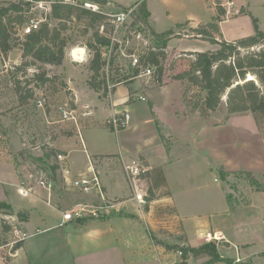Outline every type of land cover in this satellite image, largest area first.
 <instances>
[{"label":"rangeland","instance_id":"1","mask_svg":"<svg viewBox=\"0 0 264 264\" xmlns=\"http://www.w3.org/2000/svg\"><path fill=\"white\" fill-rule=\"evenodd\" d=\"M98 1H106V4L71 0L72 4H82L86 9L85 3L94 4L97 6L96 12L108 16L130 15L119 29L115 28L109 34L111 46L106 71L111 70L117 80L130 77V82L117 84L116 88L120 85L123 87L119 88L112 102L110 98H100L87 84L93 52L85 45L94 33L88 20L70 24L71 30L67 33L70 45L62 66H40L42 70L34 66L25 67V63L31 60L23 58L20 48L14 49L8 58H0V202L10 206L0 208V221L12 216L15 221L12 224L23 230L27 227L24 225L26 220L33 222L28 227L29 231L43 230L27 239L13 264L180 262L182 245L200 247L208 242L206 237L196 241L194 229L189 231V242L187 234L181 231L182 226H175L179 232L166 226L165 214H172V208L165 204V199L170 195L168 188L160 187L156 178V173L161 171L184 218L197 216L209 222L213 230L225 234L226 240L216 244L221 257L231 262L241 255L253 264H264V118L258 121L251 112L228 115L227 96L223 98L220 109L203 117L193 108L194 103L201 101L202 92L173 78L183 71L199 69L201 56H207L211 65L228 56L227 52H221L223 54L219 56L221 46L204 37L197 38L192 29L217 22L221 33L214 34L217 40L232 43L255 34V18L264 32V0H219L225 5L226 15H220L217 8L213 9L210 0H147L155 31L176 32L166 48V70L162 82H158L155 72L150 77L141 75L144 67L140 68L139 76H133L135 68L131 64L132 57L135 55L140 59L149 49L155 48L150 34L133 24L131 12L141 0ZM233 2L235 8L230 10L233 8L228 3ZM7 3L0 1V7H5ZM27 6L29 13L26 16L32 15L41 23L49 21L52 8L48 5L44 9ZM27 6H24L25 9ZM120 7L128 8L130 12H123ZM190 17L201 22L192 23L188 20ZM103 23L105 25V21ZM103 23L101 26L97 24L101 35H104ZM180 23L183 28L178 29ZM29 25L28 22L17 25V37L23 39V30ZM115 45H118V50L113 59L111 51ZM258 47L256 52L263 51L264 41ZM107 49L104 48L105 55ZM75 52L83 61L75 59ZM249 53H252L251 49L242 50V55ZM43 71L48 73L51 81L36 86L34 75ZM247 79H255L264 95V85L257 76L250 74ZM135 82L144 100L140 99L138 105L128 108L130 120L126 129L123 132L113 131L108 126L112 118H108V114L125 102V87ZM75 91L79 97L78 103H75ZM30 94L32 98L24 102L20 100L21 95ZM135 94L131 92L130 101L136 98ZM149 101L155 104L152 109L154 113H151ZM84 105L95 112L94 117L89 119V115H84ZM70 107L77 110L78 125L63 120L62 110ZM92 118L94 124L88 123L87 120ZM91 125L93 127L88 130L82 129ZM71 137L74 139L69 141ZM64 142H67L64 148L70 153L72 172L82 165L86 167L88 157L94 162L92 156L98 154L102 156V159H97L100 163L95 164L99 174L122 179L116 187L111 186L112 190L116 189L118 193V187L126 185L132 191L106 200L105 205L109 209L107 212L101 211L100 217L73 221L77 227L84 222L118 217L111 215L114 211L131 218H116L117 222H113L112 227L107 223L104 237L83 235L89 231L80 234L68 232L48 219L41 221L43 215L46 218L44 205H59L61 198L56 195L65 190L61 186L63 172L57 160L58 155L63 153L61 148ZM51 150L56 151L55 157L50 155ZM134 161L140 163L145 171L139 180L146 181L131 183L135 189L133 191L126 167ZM147 165L155 169L153 176V172L147 173ZM48 179L56 182L53 190L56 188L57 193L52 190L54 196L51 202L47 201V192L39 184ZM137 192L144 203L136 199ZM67 196L74 197L75 202L81 204L98 199L95 192H78ZM70 201L65 197L64 207L70 206L73 202ZM150 207H153L152 214ZM140 230L146 234L143 252L138 249V237H142L138 233ZM9 240V234L3 229L1 241ZM211 261L206 255H201L191 257L188 264L230 263Z\"/></svg>","mask_w":264,"mask_h":264},{"label":"trees","instance_id":"2","mask_svg":"<svg viewBox=\"0 0 264 264\" xmlns=\"http://www.w3.org/2000/svg\"><path fill=\"white\" fill-rule=\"evenodd\" d=\"M92 1L98 4L101 3L98 0ZM101 4L105 5L106 1ZM24 6H27V4L8 2L5 7H0V58L6 59L14 49L20 48L23 52V58L31 60V62L25 63V67L34 66L42 70L40 66H62L66 49L70 45V38L67 35L71 30L70 24L75 23L74 21L80 23L85 19L90 22L89 27L94 31L92 39L85 45L87 49L93 52V58L88 67L90 73L87 81L88 86L100 94L101 98L107 99L109 98L110 86H112L111 92L114 93L117 84L125 81L130 82L128 80L130 77H121L117 80L112 76L111 70L106 71L107 56H105L104 48H108V53L111 46L109 34L115 29L112 16L86 9L82 4L55 2L51 6L52 11L49 21H43L34 32L24 34L23 39H20V37H17L16 26L21 25L23 22L31 23L33 19H36L32 15L26 16L29 9L28 6L26 9ZM120 9L126 13L130 12V9L125 7H120ZM218 12L220 15H226L225 9L221 7L218 8ZM241 13L244 14V11ZM131 17L134 26L139 25L150 34L155 46V48L149 49L140 57L138 68H133V76H139L141 66L150 67L154 69L158 82H162L166 70L164 65L167 58L166 48L176 32L173 30L155 31L150 23L151 12L147 0H141L135 5ZM102 23L104 35L100 34V27L97 25L100 24L101 26ZM253 23L255 28L253 36L232 43L217 40L215 35H221L217 22L210 23L207 27L199 26L192 29L197 38L204 37L213 44L220 45L221 49H219L218 55L222 56L223 53L221 52H227V58L229 59H221L220 62L211 65V61L207 56H201L200 62L202 65L199 66V69L183 71L173 77L174 80L185 83L187 86L191 85L202 92L201 101L194 103L193 108L194 111H199L203 117H208L210 113L220 109L223 98L227 96L226 109L228 115L251 112L258 121L264 118V95L261 88L256 84L255 79H247L248 75H255L260 83L264 85V50L252 51V53L242 55V50L258 47L264 41V32L260 30L258 19L254 18ZM177 28H183L182 23L178 24ZM117 50L118 45H115L112 55ZM113 59H115V55ZM34 76L36 86L45 85L51 81L46 71ZM28 98H32V95H21L20 100L24 102ZM121 118L119 116V119ZM108 126L115 131L113 126ZM125 128V125L120 124L118 130L122 131ZM167 151L170 152L169 146H167ZM55 154V150L50 151L51 156L55 157ZM62 154L67 155L64 152ZM58 168L57 165L56 169ZM9 207V205L0 202V208ZM113 214L118 217H129L127 214L121 215L117 211L111 213V215ZM9 229L10 227L6 225L4 232H8ZM22 245L23 243L17 245L16 250H19ZM181 249L182 259L175 264H188L191 257L197 258L201 255H206L214 263L230 262L229 259L221 257L215 243H207L200 247H189V245L184 244Z\"/></svg>","mask_w":264,"mask_h":264},{"label":"built area","instance_id":"3","mask_svg":"<svg viewBox=\"0 0 264 264\" xmlns=\"http://www.w3.org/2000/svg\"><path fill=\"white\" fill-rule=\"evenodd\" d=\"M0 1H5V2H15V3H26L27 5H32L34 8H41L44 9L45 5H48L51 9V6L53 3L57 1L53 0H0ZM58 2H63V3H73L71 0H60ZM211 5L214 7L213 9H218V8H223L225 9V5H223L219 0H210ZM230 6H232L230 10H234L235 8V3H228ZM85 6L88 9H93L94 11H97L96 5L91 4V3H85ZM96 9V10H95ZM226 11V9H225ZM130 17L129 14H121L117 15L114 18L113 23L115 24V28H118L122 25V23L125 21L126 18ZM43 22V21H42ZM41 21H38L36 19H33L28 26V28L24 31V34H31L34 32L40 25ZM116 29V32L118 31ZM261 47V46H260ZM260 47H253L251 48L252 51H255L256 48ZM112 52V51H111ZM107 58L110 56L109 51L107 53ZM78 61H83L82 59ZM132 66L134 68H138L140 64V59L137 58L135 55L132 57ZM142 67V66H141ZM154 74V70L150 67H144V70L141 75L145 77H150ZM110 92L109 96L112 95L111 89L112 86L109 87ZM139 99L144 100L143 97H140ZM88 115V114H86ZM62 116L63 120L68 121V122H74L78 125V116H77V110L74 109L73 107H70L68 109H63L62 110ZM119 116L122 118L119 119ZM130 120V115L128 113L122 114V115H117L111 118L108 122L109 125L113 126L116 131H119V125L123 124L125 127L127 126L128 122ZM89 158V166L87 167V171L84 174H81L79 177H77L74 180H70V174L71 171L68 167V157L65 154H59L58 155V162H59V167H61V171L63 172V177L65 178V181L71 186L79 190L83 193L89 194L92 192H95L99 197L102 199L103 203L100 206L94 205V204H79L76 205V207L71 210L67 211L65 214H63V222L64 223H69L71 221H74L75 219L77 220H82L87 217H93V218H98L100 217V212L101 211H108V207L105 205L106 204V197L104 194V189H103V184L102 180L100 177L99 172L95 169V162ZM126 171L128 172V176L130 178V181L132 184H136L139 177L145 172L143 170L142 165L140 163L134 161L132 165H128L126 167ZM41 187H43L45 190L52 192L54 188L55 182L52 179L48 180H42L39 183ZM136 199L140 201V203H144L142 201L141 195L136 196ZM14 218L12 216L7 217L4 219L2 222L0 221V264H9L10 261L14 258L17 257L18 250H16V246L19 245L20 243H24L27 238L29 237V233L20 228L18 225H13L12 223L15 222L13 220ZM8 225L10 227L9 231L7 234H9L11 240L4 242L2 240V235H3V229L4 227ZM4 226V227H3ZM36 233H41L40 230L36 231ZM201 238L206 237L205 239L207 240L208 243H215L219 244V242H222L224 239L226 240L225 234L222 232H206V233H201L200 234ZM229 242V241H227ZM238 250V249H237ZM180 254H182L180 252ZM252 262L249 259H246V257H242L241 255H238L236 258H233L230 263L228 264H251ZM253 264V263H252Z\"/></svg>","mask_w":264,"mask_h":264},{"label":"crops","instance_id":"4","mask_svg":"<svg viewBox=\"0 0 264 264\" xmlns=\"http://www.w3.org/2000/svg\"><path fill=\"white\" fill-rule=\"evenodd\" d=\"M148 8H149V6H148ZM149 11L151 12V19H150V23H152V26H153V28L154 29H156L155 28V24H154V21H153V14H152V11L150 10V8H149ZM189 21H191L192 23L193 22H195L196 24L197 23H200L201 21L200 20H197V19H195V18H193V17H190L189 19H188ZM157 31V30H156ZM158 32V31H157ZM65 63V62H64ZM131 84V83H130ZM121 87H123V86H121L120 85V87H117L116 88V91L114 92V94L113 95H111L109 98H110V100H111V102H112V99L114 98V97H116L117 96V94H118V91H119V88H121ZM132 91H134V92H136V98L134 97V99H133V101H130V94H131V92ZM124 93H125V102L123 103V104H119V106H116L117 108H113V109H111V112L108 114V118H113L114 116H117V115H122V114H126V113H129L127 110H128V108L130 107V106H134V105H138V100H140L139 98L140 97H142L140 94L141 93H138V83L136 84V82L135 83H132L131 85H129V86H126L125 87V90H124ZM98 94V93H97ZM99 95V97H100V94H98ZM139 96V97H138ZM75 97H76V101H75V103H78L79 102V97H78V94H77V91H75ZM101 98V97H100ZM122 98V97H121ZM120 98V99H121ZM103 99V98H102ZM118 101V100H117ZM152 101H149V103H150V107H151V113H154V111L152 110L153 109V107H155V104L153 103H151ZM125 104V105H124ZM84 108H85V116H88L89 115V119H90V117H92L94 114H95V112L92 110V112L89 110V109H87L88 108V105H84ZM93 113V114H92ZM86 114H88V115H86ZM94 117V116H93ZM87 120L88 121V123H90V124H94V122L95 121H93L94 119L92 118V120ZM128 125V124H127ZM91 127H93L92 125L91 126H87V127H85V128H82V129H84V130H88V129H90ZM127 127V126H126ZM126 129V128H125ZM124 129V130H125ZM78 130H79V127H78ZM124 130H122L121 132H123ZM72 139H74V138H70L69 139V141L70 140H72ZM69 141H67V142H69ZM67 142H64V145H63V143H62V148H61V150L64 152V153H66L67 154V157H68V167H69V169H70V171H71V167H73L72 166V163H71V160H70V153H69V151L66 149V148H64V146H65V144H67ZM93 157V159H94V162H95V164H99L100 163V161L99 160H97V159H102V156H99L98 154H96L95 156H92ZM103 157H109V156H103ZM123 160V159H122ZM124 161V160H123ZM147 163H148V161H147ZM149 164V163H148ZM89 166V163H88V165L85 167V166H80V167H78L77 169H76V171H74V172H72L71 171V174H70V180L72 179V180H74V179H76L77 177H79L81 174H84L86 171H87V167ZM148 166V168H149V171L147 172L148 174H150L151 172H153V173H151L152 174V176L154 175V171L153 170H155L154 168H152L150 165H147ZM73 169V168H72ZM157 175H156V178L157 179H159L158 180V183H159V186L160 187H167L168 188V192H169V194L170 195H168V198H166L165 199V201L167 202V203H165L166 204V206H170L171 208H172V214H165L166 215V218H167V224H166V226L168 225V228L170 229V228H173V230H175V232H179L178 231V228H176L175 226H177V225H180V226H182L181 227V231H184V233H186L187 234V241H189V242H191V240H190V234H189V231L191 230L192 231V229H194L195 230V234L197 235V237H196V241H198L199 239H201V233H206V232H210V231H215V232H221V231H219V230H213V228L211 227V225L209 224V222H206V221H203V220H201L199 217H197V216H193V217H188V218H184L182 215H181V213H180V206L175 202V200H174V198H173V193H172V191H171V189H169V187H168V181H167V178H166V176H165V174H163L162 173V171L161 172H158V173H156ZM100 177H101V180H102V184H103V189H104V194H105V197H106V199L108 200H112V199H114V197H117L119 194H121V195H123L124 193H132V191L130 192L129 190H128V188L126 187V185H125V187L123 186V187H121V185L118 187V189H120V192H118V193H116V189H113L112 190V188H111V186H113V187H116V185H118V184H120L119 182H120V180H122V179H120V178H117V177H115V176H111V177H105V176H101V174H100ZM123 178V177H122ZM146 180H143V182L141 181V180H139L138 179V181H137V183L136 184H138L139 182H142V183H144ZM56 184V183H55ZM125 184V183H124ZM130 185H131V189L134 191L135 189L133 188V186H132V184H131V182H130ZM61 186L63 187V189H65L64 191H61V193L59 194V195H56V196H58V197H60L61 199H59V202H58V204L59 205H56V207H47L46 205H44L45 207L43 208V210H44V214H46V218H45V215H43V218L41 219V221H44L45 219H48V220H50L51 222H53L52 224L53 225H57L56 227H59V228H62V229H64V230H66V231H68V232H77V233H83L84 231H89V232H85V233H83V235H86V236H89V237H91V236H102V237H104L105 236V232H106V230L108 229V225H106L107 223L109 224L110 223V226L109 227H112L113 225H112V223L113 222H117V220H116V218L118 219V218H122V219H128V220H130L131 218L130 217H112V216H110V217H107V218H105V219H103V220H94V221H91V222H84L83 224H80L79 226H75L74 224H73V221H71V222H69V223H64L63 222V214H64V212L63 211H71V210H73L75 207H76V205H79V203L80 202H75L76 201V199L74 198V197H68L67 195H75V194H78V192L80 193L81 191H79V190H76V189H74L72 186H71V184H69V183H67L66 181H65V178L63 177L62 178V182H61ZM139 186V185H138ZM54 192L56 191V188H55V190H53ZM53 191L52 192H49V191H47L46 190V192H47V197H46V199H47V201L48 202H51V199H52V196H54L53 195ZM139 191V190H138ZM143 192V191H142ZM56 193H57V191H56ZM83 193V192H82ZM137 194L138 195H141L140 193H138L137 192ZM96 196H98V199L97 200H94V201H92V202H89V203H87V204H94V205H97V206H100V205H102V204H104L103 203V201H102V199L99 197V195H97L96 194ZM65 197H67V198H69V199H71V201H73V202H71L72 204L70 205V206H68V207H64V204H63V202H64V198ZM81 204V203H80ZM83 204V203H82ZM48 205V204H47ZM49 206V205H48ZM164 206V205H163ZM153 210V207H150V214H152L154 211H152ZM160 213V212H159ZM49 214V215H48ZM158 214V213H157ZM47 216H48V218H47ZM50 216V217H49ZM44 219V220H43ZM189 219V220H188ZM39 220V219H38ZM74 221H77V219H75ZM81 221V220H80ZM39 222H40V220H39ZM33 223V222H32ZM31 222H28L27 220H26V222L24 223V225H26L27 227H25V231L26 232H28L29 233V237H31V236H33V235H35V233H36V231H38V230H40L41 232H43V230H41L40 228H38V229H36V230H32V231H29L28 230V227L32 224ZM97 224V225H96ZM104 226H107V227H104ZM93 227V228H92ZM80 230V231H79ZM115 230H119L120 231V229H115ZM193 230V231H194ZM121 232V231H120ZM138 233L140 234V235H142V237L140 236V237H138V249H140V251L141 252H143V243L144 242H146L145 241V239H144V232H142V230H140V231H138ZM121 234V233H120ZM146 235V234H145ZM28 237V238H29ZM147 237V236H146ZM27 238V239H28ZM126 239H129V238H126ZM27 241V240H26ZM25 241V242H26ZM144 241V242H143ZM25 242L23 243V245H22V247L18 250V253H17V257H18V254H19V252H20V250H22V248L24 247V245H25ZM187 245V244H186ZM262 253H264V252H262ZM144 255V254H143ZM16 257V258H17ZM16 258H14V259H12L11 261H10V263L9 264H13V262H14V260L16 259ZM263 259H264V257H263Z\"/></svg>","mask_w":264,"mask_h":264},{"label":"bare ground","instance_id":"5","mask_svg":"<svg viewBox=\"0 0 264 264\" xmlns=\"http://www.w3.org/2000/svg\"><path fill=\"white\" fill-rule=\"evenodd\" d=\"M74 54H75V59H77V60H80L81 59V57L78 55L79 53L77 54V52H75Z\"/></svg>","mask_w":264,"mask_h":264},{"label":"water","instance_id":"6","mask_svg":"<svg viewBox=\"0 0 264 264\" xmlns=\"http://www.w3.org/2000/svg\"><path fill=\"white\" fill-rule=\"evenodd\" d=\"M254 80V79H253Z\"/></svg>","mask_w":264,"mask_h":264}]
</instances>
